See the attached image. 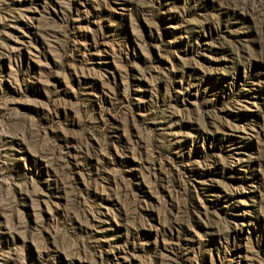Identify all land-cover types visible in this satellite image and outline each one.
Instances as JSON below:
<instances>
[{
  "label": "rangeland",
  "instance_id": "374dc122",
  "mask_svg": "<svg viewBox=\"0 0 264 264\" xmlns=\"http://www.w3.org/2000/svg\"><path fill=\"white\" fill-rule=\"evenodd\" d=\"M0 264H264V0H0Z\"/></svg>",
  "mask_w": 264,
  "mask_h": 264
}]
</instances>
